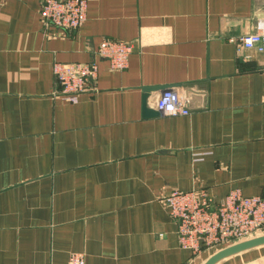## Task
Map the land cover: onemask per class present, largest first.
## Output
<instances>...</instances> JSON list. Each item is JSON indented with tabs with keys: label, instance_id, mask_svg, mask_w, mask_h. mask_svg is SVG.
Instances as JSON below:
<instances>
[{
	"label": "crops",
	"instance_id": "1",
	"mask_svg": "<svg viewBox=\"0 0 264 264\" xmlns=\"http://www.w3.org/2000/svg\"><path fill=\"white\" fill-rule=\"evenodd\" d=\"M43 0H0V264H205L180 246L162 198L205 189L264 197V62L238 38L264 0H88L72 32L45 28ZM133 46L127 69L96 55ZM98 64L95 91L58 93L53 66ZM168 88L190 115L145 116ZM216 264H264V245Z\"/></svg>",
	"mask_w": 264,
	"mask_h": 264
},
{
	"label": "built area",
	"instance_id": "2",
	"mask_svg": "<svg viewBox=\"0 0 264 264\" xmlns=\"http://www.w3.org/2000/svg\"><path fill=\"white\" fill-rule=\"evenodd\" d=\"M88 16V0H43L41 20L45 28L72 32L84 25ZM241 46L255 50L264 62V27L238 38ZM133 46L120 40L105 39L96 55L110 63L113 70L128 68ZM54 75L64 100L76 103L82 94L95 91L98 64L61 63L53 66ZM189 98L185 89L168 88L154 102L155 110L167 116H187ZM171 218L178 226L180 246L195 254L218 250L264 234V197L244 196L230 192L216 199L205 189L174 190L162 198ZM68 264H86L83 253L71 254Z\"/></svg>",
	"mask_w": 264,
	"mask_h": 264
},
{
	"label": "water",
	"instance_id": "3",
	"mask_svg": "<svg viewBox=\"0 0 264 264\" xmlns=\"http://www.w3.org/2000/svg\"><path fill=\"white\" fill-rule=\"evenodd\" d=\"M154 88H147L145 89L146 94L144 96V100H143V105H144V114L145 116H156L158 114H161V112L159 111H153L148 109L147 107V102L148 99L150 97V92L153 91ZM195 91L192 90V88H187L185 90V93L187 95V97L190 96V94L192 95ZM187 107L190 109V101L187 104ZM264 245V234L242 241V242H238L235 244H232L230 246H227L223 249H221L220 251H218L217 253H215L213 256H211L207 262L205 264H216L218 261L222 260L223 258H226L228 256L255 248V247H259V246H263Z\"/></svg>",
	"mask_w": 264,
	"mask_h": 264
}]
</instances>
